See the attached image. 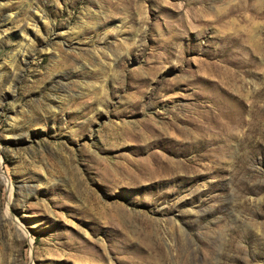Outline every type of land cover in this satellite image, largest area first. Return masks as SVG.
Segmentation results:
<instances>
[{
	"label": "rangeland",
	"instance_id": "rangeland-1",
	"mask_svg": "<svg viewBox=\"0 0 264 264\" xmlns=\"http://www.w3.org/2000/svg\"><path fill=\"white\" fill-rule=\"evenodd\" d=\"M0 264H264V0H0Z\"/></svg>",
	"mask_w": 264,
	"mask_h": 264
}]
</instances>
